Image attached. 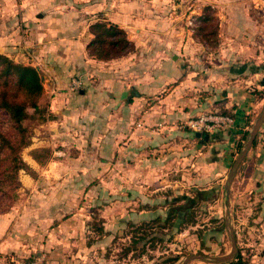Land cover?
I'll return each instance as SVG.
<instances>
[{
	"label": "rangeland",
	"instance_id": "obj_1",
	"mask_svg": "<svg viewBox=\"0 0 264 264\" xmlns=\"http://www.w3.org/2000/svg\"><path fill=\"white\" fill-rule=\"evenodd\" d=\"M73 2V7L92 16L84 14L85 25L92 20L126 25L128 39L131 36L133 44L138 43L127 52L126 59L134 62L95 60L84 50L90 60L72 62L69 71L58 73L59 79L47 74L53 66L38 68L44 89L40 102L51 116L27 123L29 144L20 155L28 168L18 172V187L9 203L5 205L6 200L0 198V264H156L175 255L179 256L175 264H180L192 253H229L226 220L235 234V255L241 252L243 264H264V122L258 132L263 129L262 145L249 149L229 184L227 217L225 182L246 140L244 134L239 135L242 141L219 176H202V169L184 161L163 160L174 145L171 142L178 139V131L191 132L183 125L187 118L161 112L159 102L165 104L187 69L194 78L191 97L204 98L205 84L197 83L209 71L210 57L218 53L220 36L218 30L216 36L209 30L208 37L202 36L199 17L209 7L218 25L222 13L238 9V0ZM176 39L183 47L173 46ZM164 42L167 63L158 67L154 58ZM8 57L31 65L37 61L32 63L21 52ZM158 68L164 78L156 77L151 92L145 93L140 73L154 76ZM74 77L82 84L71 91L68 83ZM257 88L263 96L248 131L264 107V87ZM204 112L219 111L206 109L197 114ZM162 136L168 138L164 144L157 142ZM208 188L215 189L213 198L200 201L194 225L173 235L157 232L164 240L154 247L147 243L145 251L141 252L140 244L136 250H122L130 242L125 221L138 222L158 213L164 216L175 197ZM187 264L221 263L193 260Z\"/></svg>",
	"mask_w": 264,
	"mask_h": 264
},
{
	"label": "crops",
	"instance_id": "obj_2",
	"mask_svg": "<svg viewBox=\"0 0 264 264\" xmlns=\"http://www.w3.org/2000/svg\"><path fill=\"white\" fill-rule=\"evenodd\" d=\"M73 5V0H0V53L11 56L21 52L27 59L31 57L32 63L37 60L33 64L39 69L53 66L55 69L47 73L53 79L61 78L58 73L64 69L69 71L72 62L83 61L84 58L90 60L83 51L91 38L88 25L94 20L85 25L82 22L84 14L92 16L88 11ZM237 10L229 15L222 13L224 16L219 19L218 53H213V57H210V66L206 68L209 71L197 83L205 84L204 98L200 95L194 96V99L191 97V81L194 78L191 70L187 69L176 80L178 84L170 90V98L165 104L161 100L158 105L161 112H174L180 119L206 109L228 110L233 114L235 123L230 130L208 133V137L202 141L190 133L178 131V139L171 142L174 145H171L168 156L161 157L166 163L184 161L191 167L202 169V176L207 177L211 173L219 176L220 172H225L235 145L238 146L242 141L239 140V135L249 129L260 108V99L251 93V87L264 77V0H238ZM119 26L124 28L126 25ZM129 40L132 42L131 36ZM134 44L137 46L138 43ZM156 44L154 43L155 50L158 47ZM165 44L164 42L159 46L154 58L158 67L167 63L164 61ZM173 46L180 48L182 45L176 39ZM128 53L111 60H122L124 65H128L126 62L133 63L134 61L126 59ZM172 56L175 58V55ZM54 60L59 62L58 65ZM22 63L28 64L25 61ZM161 70L158 68L154 76L147 74L148 77L145 73H140L142 91L151 92L154 81L158 77L164 78V75H159ZM149 78L152 80L149 81ZM262 128L264 129V124ZM262 128L257 147L263 143ZM167 139L162 136L157 142L164 144Z\"/></svg>",
	"mask_w": 264,
	"mask_h": 264
},
{
	"label": "trees",
	"instance_id": "obj_3",
	"mask_svg": "<svg viewBox=\"0 0 264 264\" xmlns=\"http://www.w3.org/2000/svg\"><path fill=\"white\" fill-rule=\"evenodd\" d=\"M199 19L202 24L199 28L202 36L208 37V32L216 36L218 25L213 23L216 17L212 15L209 7H204ZM209 25L212 26L210 29L207 28ZM88 33L91 34V38L85 50L88 57L95 60L107 61L117 58L130 51L134 45L123 28L109 21L95 20L89 23ZM257 86L264 87V77L251 87V93L260 99L263 92ZM43 90L38 67L15 62L6 54L0 53V198L6 200L5 205L14 197V191L18 187V172L28 168L20 155V151L29 144L30 131L27 123L32 120L45 121L51 116L46 106L40 102ZM218 113L233 117L228 110H220ZM190 132L197 137L196 132L191 130ZM258 132L251 147L260 140ZM248 133V130L244 132L242 139L244 136L247 138ZM198 139L202 141L204 138L201 136ZM214 192V188L197 189L193 195L175 197L169 203L164 216L158 213L138 222L125 221L126 234L129 235L130 242L123 246L122 250L125 252L136 250L140 244L141 252L145 251L147 243L154 247L156 242L164 240V237L159 236L157 232L173 235L174 232H180L186 225H194L195 210L200 201L208 199L209 196L213 198ZM96 228L98 232H102V227ZM178 259V255L167 256L156 264H175ZM225 263L243 264L241 252L238 250L235 257Z\"/></svg>",
	"mask_w": 264,
	"mask_h": 264
},
{
	"label": "water",
	"instance_id": "obj_4",
	"mask_svg": "<svg viewBox=\"0 0 264 264\" xmlns=\"http://www.w3.org/2000/svg\"><path fill=\"white\" fill-rule=\"evenodd\" d=\"M40 79L42 81L43 77L40 76ZM80 92H82V90H80ZM263 121H264V107L261 109L259 115L257 116L256 120L254 121L252 129L249 131L248 136H247L245 142L243 143V145H242L238 155L236 156V158H235V160L231 166V169L227 175L226 182H225V195H226V197H225V207H226L225 213H226V217H227V213H228L229 184L232 181V178L234 177L236 170L239 167L240 162L242 161L245 154L247 153V151L251 147L252 142H253V140H254V138H255V136H256V134H257V132H258ZM195 135L197 137L202 136L205 139L208 137L207 133L196 132ZM225 225H226L227 233L229 235V239L231 241V250L229 251V253H226V254L221 255V256H208L205 254L192 253V254L186 255L180 264H187L193 260H198V261H202L205 263H225V262L231 260L237 251L236 240H235L234 232L228 226L227 220L225 221Z\"/></svg>",
	"mask_w": 264,
	"mask_h": 264
},
{
	"label": "built area",
	"instance_id": "obj_5",
	"mask_svg": "<svg viewBox=\"0 0 264 264\" xmlns=\"http://www.w3.org/2000/svg\"><path fill=\"white\" fill-rule=\"evenodd\" d=\"M81 86L79 78H72L68 83L71 91L77 90ZM185 128L194 132L207 133L214 130H228L234 126V118L228 114L218 112H204L183 121ZM20 264H37L36 261H28Z\"/></svg>",
	"mask_w": 264,
	"mask_h": 264
}]
</instances>
